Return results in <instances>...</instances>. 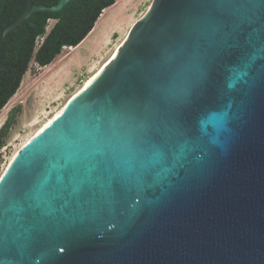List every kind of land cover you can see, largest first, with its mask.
Wrapping results in <instances>:
<instances>
[{"label":"water","instance_id":"water-1","mask_svg":"<svg viewBox=\"0 0 264 264\" xmlns=\"http://www.w3.org/2000/svg\"><path fill=\"white\" fill-rule=\"evenodd\" d=\"M0 264H264V0H153L1 175Z\"/></svg>","mask_w":264,"mask_h":264},{"label":"rangeland","instance_id":"rangeland-1","mask_svg":"<svg viewBox=\"0 0 264 264\" xmlns=\"http://www.w3.org/2000/svg\"><path fill=\"white\" fill-rule=\"evenodd\" d=\"M152 2L153 0H125L121 7H108L102 25L98 27L100 30L94 32L91 40L88 39L74 51L63 48L60 62L50 69L47 66L40 67L34 59L30 61L28 71L23 76L25 81L19 97L8 109L1 124L2 126L15 107L21 105L16 122L0 147V175L22 142L105 63ZM55 22L49 21L47 31Z\"/></svg>","mask_w":264,"mask_h":264},{"label":"trees","instance_id":"trees-1","mask_svg":"<svg viewBox=\"0 0 264 264\" xmlns=\"http://www.w3.org/2000/svg\"><path fill=\"white\" fill-rule=\"evenodd\" d=\"M36 4L55 5L58 0H32ZM116 0H71L60 13L35 12L30 19L11 30L0 44V110L19 89L32 59L45 67L62 53L64 47L77 46L94 28L102 11ZM28 0H0V31L20 16ZM55 24L49 31V21ZM42 39V40H41ZM41 42L38 44V41ZM21 105L15 107L0 128V147L16 122Z\"/></svg>","mask_w":264,"mask_h":264},{"label":"bare ground","instance_id":"bare-ground-1","mask_svg":"<svg viewBox=\"0 0 264 264\" xmlns=\"http://www.w3.org/2000/svg\"><path fill=\"white\" fill-rule=\"evenodd\" d=\"M125 0H116V2H115V4L112 6V7H116V6H123L125 3H123ZM151 5H152V3H150V5H149V7L147 8V10L145 11V13L142 15V17L147 13V11L150 9V7H151ZM111 7V8H112ZM110 8V9H111ZM109 10V8H106V9H104L103 11H102V13H101V15H100V17H99V19L97 20V22H96V24H95V26H94V28L89 32V34L77 45V46H75V47H64V48H66V49H71V50H76V49H79L85 42H87V40L88 39H90V37H92L93 36V34H94V32L97 30V29H99L98 27H99V25L103 22V20H104V17L106 16L105 14H106V12ZM110 13V12H109ZM141 19V18H140ZM108 20V19H107ZM106 21V20H105ZM139 21V19L134 23V25L137 23ZM104 24H106V22L104 23ZM102 25V24H101ZM134 25H132V27H131V29H130V31L128 32V34L124 37V39L119 43V45L126 39V37L129 35V33L131 32V30H132V28L134 27ZM101 27V26H100ZM100 30V29H99ZM98 31V30H97ZM94 38V37H93ZM95 39V38H94ZM94 39H93V41H94ZM91 40V39H90ZM118 45V46H119ZM117 46V47H118ZM116 47V48H117ZM115 48V49H116ZM114 52V51H113ZM112 52V53H113ZM111 56V55H110ZM59 57H61V54L60 55H58L53 61H52V63H50L49 65H47V68L48 69H50L51 67H53V66H56L57 65V63H59L60 61H59ZM108 60V59H107ZM106 60V61H107ZM105 61V62H106ZM100 68V67H99ZM98 68V69H99ZM98 69L91 75V76H93L97 71H98ZM90 76V77H91ZM89 77V78H90ZM88 78V79H89ZM87 79V80H88ZM86 80V81H87ZM24 78H23V80H22V82H21V85H20V87H19V89L16 91V93L9 99V101L7 102V104L0 110V124H1V122H2V120H3V117L6 115V113H7V111H8V109L14 104V102L17 100V98L19 97V94H20V91H21V89H22V87H23V85H24ZM85 81V82H86ZM84 82V83H85ZM65 103H66V101H65ZM64 103V104H65ZM63 104V105H64ZM62 105V106H63ZM61 106V107H62ZM60 107V108H61ZM59 108V109H60ZM59 109L57 110V111H55L53 114H55L56 112H58L59 111ZM52 114V115H53ZM49 118V117H48ZM47 118V119H48ZM46 119V120H47ZM45 120V121H46ZM44 121V122H45ZM27 139V138H26ZM25 139V140H26ZM25 140H24V142H25ZM24 142H22V144L24 143ZM22 144L20 145V147L22 146ZM19 147V148H20ZM19 148L18 149H16V151L13 153V155L10 157V159H9V162L6 164V166H5V168L3 169V172L5 171V169L14 161V159L16 158V156H17V153H18V150H19ZM3 172L1 173V175L3 174ZM1 175H0V177H1Z\"/></svg>","mask_w":264,"mask_h":264},{"label":"crops","instance_id":"crops-1","mask_svg":"<svg viewBox=\"0 0 264 264\" xmlns=\"http://www.w3.org/2000/svg\"><path fill=\"white\" fill-rule=\"evenodd\" d=\"M6 116V115H5ZM5 116L3 117V120H2V122L4 121V118H5ZM2 122H1V124H2ZM1 124H0V126H1Z\"/></svg>","mask_w":264,"mask_h":264}]
</instances>
